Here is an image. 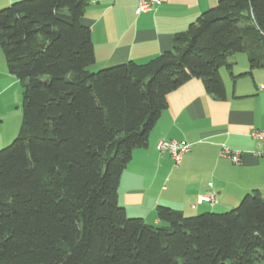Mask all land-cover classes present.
<instances>
[{
  "label": "trees",
  "instance_id": "obj_1",
  "mask_svg": "<svg viewBox=\"0 0 264 264\" xmlns=\"http://www.w3.org/2000/svg\"><path fill=\"white\" fill-rule=\"evenodd\" d=\"M86 2L0 8V48L22 88L18 132L0 148V264H264L258 190L224 212L158 205L160 226L129 217L117 199L169 92L199 78L225 99L220 69L232 75L231 53H245L250 71L264 67V0H219L171 49L96 71Z\"/></svg>",
  "mask_w": 264,
  "mask_h": 264
},
{
  "label": "crops",
  "instance_id": "obj_2",
  "mask_svg": "<svg viewBox=\"0 0 264 264\" xmlns=\"http://www.w3.org/2000/svg\"><path fill=\"white\" fill-rule=\"evenodd\" d=\"M13 1L0 0V8ZM218 1L166 0L149 12L136 14L137 0H87L81 22L90 29L95 54L89 69L128 61L144 63L171 49L173 36ZM2 54L0 148L16 136L22 117L19 96L13 101L10 96L18 79L9 73ZM239 59L242 66L235 72L236 62L230 60L235 77L220 69L225 99L208 94L199 78H191L167 94L166 106L146 145L133 149L131 161L120 175L117 199L129 217L160 226L164 223L156 217L158 205L188 216L227 211L252 190H258L264 199V139L252 136L254 131L264 132V67L250 71L247 57L240 55ZM161 138L190 145L178 165L168 152L157 150ZM222 145L239 153L238 163L220 155ZM211 189L215 203L199 202L198 197Z\"/></svg>",
  "mask_w": 264,
  "mask_h": 264
},
{
  "label": "built area",
  "instance_id": "obj_3",
  "mask_svg": "<svg viewBox=\"0 0 264 264\" xmlns=\"http://www.w3.org/2000/svg\"><path fill=\"white\" fill-rule=\"evenodd\" d=\"M166 0H137L136 14L146 13L154 9L155 7L161 5ZM264 88V87H263ZM252 136L256 139H264V132L254 131ZM156 148L160 152H168L173 159L175 164H179L184 153L189 151L190 145L187 143L167 140L161 138L157 141ZM221 156L230 157L233 163L239 162V153L233 151L226 145H222L220 149ZM199 202H207L210 204L215 203V192L211 189L204 195L198 197Z\"/></svg>",
  "mask_w": 264,
  "mask_h": 264
},
{
  "label": "rangeland",
  "instance_id": "obj_4",
  "mask_svg": "<svg viewBox=\"0 0 264 264\" xmlns=\"http://www.w3.org/2000/svg\"><path fill=\"white\" fill-rule=\"evenodd\" d=\"M0 53H3L2 50H1V48H0ZM2 55H3V54H2ZM240 55H243L244 57H247L246 54L243 53V52L231 53V54H228V55H227L228 60H232V61L236 62V64L234 65V68H233V71H234V72L237 71L238 68H241V66H242V59H241V60L239 59ZM235 57L238 58V61H237V59H235ZM3 58H4V56H3ZM4 60H5V59H4ZM239 60H240V61H239ZM247 61H248V59H247ZM5 62H6V61H5ZM222 70H223V69H222ZM12 79H15V80H16V78H12ZM15 89L18 90V92H17V91H14ZM11 91H12V92L10 93V96H11L12 101H13V99L15 98V96H16V98H17V96H19V108H20V111H21V106H20L21 88H20V84L18 83V80H17L16 86H13V88H12ZM12 112H13V109H12V107H11V111H10V113H12ZM11 141H12V139H11ZM11 141H10V142H11ZM10 142H9V143H10ZM229 210H230V209H229Z\"/></svg>",
  "mask_w": 264,
  "mask_h": 264
}]
</instances>
